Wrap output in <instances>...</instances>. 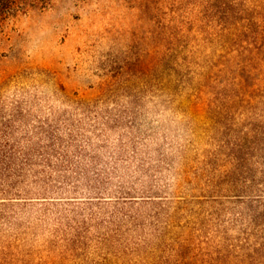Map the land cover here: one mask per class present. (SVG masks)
I'll return each mask as SVG.
<instances>
[{
    "label": "rangeland",
    "instance_id": "1",
    "mask_svg": "<svg viewBox=\"0 0 264 264\" xmlns=\"http://www.w3.org/2000/svg\"><path fill=\"white\" fill-rule=\"evenodd\" d=\"M0 264H264V0L3 22Z\"/></svg>",
    "mask_w": 264,
    "mask_h": 264
},
{
    "label": "trees",
    "instance_id": "2",
    "mask_svg": "<svg viewBox=\"0 0 264 264\" xmlns=\"http://www.w3.org/2000/svg\"><path fill=\"white\" fill-rule=\"evenodd\" d=\"M44 3L45 0H0V26L9 17L35 3Z\"/></svg>",
    "mask_w": 264,
    "mask_h": 264
}]
</instances>
